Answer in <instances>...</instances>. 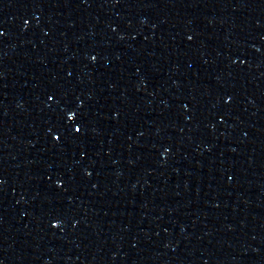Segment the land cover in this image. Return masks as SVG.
Masks as SVG:
<instances>
[{
  "label": "water",
  "instance_id": "95a60500",
  "mask_svg": "<svg viewBox=\"0 0 264 264\" xmlns=\"http://www.w3.org/2000/svg\"><path fill=\"white\" fill-rule=\"evenodd\" d=\"M0 264H194L128 0H0Z\"/></svg>",
  "mask_w": 264,
  "mask_h": 264
}]
</instances>
